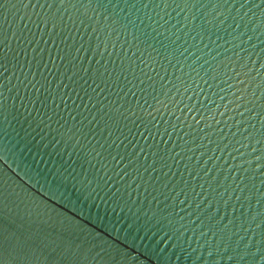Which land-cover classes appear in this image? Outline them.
<instances>
[{
	"label": "water",
	"instance_id": "95a60500",
	"mask_svg": "<svg viewBox=\"0 0 264 264\" xmlns=\"http://www.w3.org/2000/svg\"><path fill=\"white\" fill-rule=\"evenodd\" d=\"M0 264H264V0H0Z\"/></svg>",
	"mask_w": 264,
	"mask_h": 264
}]
</instances>
